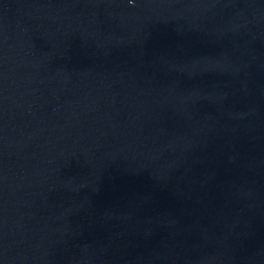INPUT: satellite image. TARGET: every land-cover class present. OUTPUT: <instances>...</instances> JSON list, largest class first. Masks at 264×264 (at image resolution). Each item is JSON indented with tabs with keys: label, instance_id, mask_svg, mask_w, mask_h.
Here are the masks:
<instances>
[{
	"label": "water",
	"instance_id": "1",
	"mask_svg": "<svg viewBox=\"0 0 264 264\" xmlns=\"http://www.w3.org/2000/svg\"><path fill=\"white\" fill-rule=\"evenodd\" d=\"M0 264H264V0H0Z\"/></svg>",
	"mask_w": 264,
	"mask_h": 264
}]
</instances>
